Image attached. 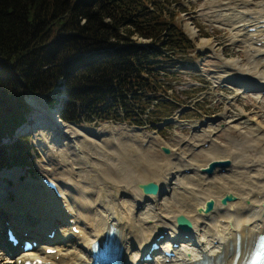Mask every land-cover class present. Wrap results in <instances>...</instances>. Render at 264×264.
I'll list each match as a JSON object with an SVG mask.
<instances>
[{
	"label": "bare ground",
	"instance_id": "6f19581e",
	"mask_svg": "<svg viewBox=\"0 0 264 264\" xmlns=\"http://www.w3.org/2000/svg\"><path fill=\"white\" fill-rule=\"evenodd\" d=\"M225 1L223 2L228 4L229 0ZM231 7L228 8L227 5H224V7L212 8V12L206 17L211 23L231 32L233 40L231 45L240 47L235 52L237 56L248 55V60L252 66L255 67L256 65L257 67L261 64L264 70V0H234ZM252 29L254 30L252 31ZM254 67L240 68L236 61L231 60L227 66H223L224 77L220 81L233 86L227 87L230 93L234 91V86L238 85L241 93H244L246 89H256L258 90L257 93L261 91L264 93V72L257 74L253 70ZM249 95L244 96L243 99L249 101ZM263 95L257 98L250 96L255 101L251 103L252 113L255 116L242 113L246 119L242 120L243 122H240L239 125L242 124L249 128L251 133L244 132L241 137L234 140L229 137H222L224 144L216 147L217 138L232 123L230 118L225 117L224 113L222 121L225 128L215 138L207 133L202 134L204 137H209V140L205 141L208 150H200L196 153L197 155L204 153L206 159L209 160L232 159L228 169L223 171L216 169L210 176L200 171L207 164L206 159L193 160V158L176 152V159H171L165 164V167L169 168L166 177L148 178L146 174L142 173L135 175L137 181L134 183V187L131 186L132 195H129L126 190V180L122 184L120 182L123 181L108 180V175L107 177L102 176L97 186L92 184L94 186L92 188L86 183L85 185L82 184L76 176V179L67 180L66 184L50 178L56 182V189L61 198L55 196L54 192L46 188L45 185L43 189H40L34 184L22 186L17 183L15 187L16 203H9L18 205V207H14V210L12 209V211H17H15V215L12 211H5L4 213L11 217L7 220L19 218L20 222L21 219H32L34 214L30 215L33 217L28 218L26 215L28 210H25V208L32 209L29 208V199L35 205L41 203L45 208L39 211H37L38 209L35 211L33 208L32 212L36 215L44 219L46 214H55L62 220L57 217L51 221L52 216L47 217V221L38 227L40 231L37 229L29 230L32 234L29 233L31 238L44 239L43 245L36 246L30 252H23L14 259H9L4 255L10 248L0 236V264H17L18 259L21 262L25 260L24 255L29 256L30 259H41L44 264H89L91 244L94 241L101 242L110 228L114 229L115 242L121 248L120 264H195L201 259L219 260L220 264H241L243 259L247 257L255 238L264 233V154L260 158H256L262 159L259 161L244 160L247 155L245 150L247 146L256 145L253 141L256 139L258 143L259 136H264L262 132L257 133L261 120L256 117H264ZM234 107L233 104L227 112H232ZM241 111L244 112V109ZM42 113L31 116L36 121L41 118L38 115ZM46 119H49L48 114ZM30 121L32 119L23 124L18 129V133L32 129L31 125L36 127L39 125L35 121L34 123ZM126 130L127 132L132 131V129ZM88 133L80 131L81 136L95 139L91 135L92 133ZM75 150L78 151L76 145ZM228 152L232 154L231 157H229ZM85 160L88 165L95 163L94 159H88V157ZM146 163L145 166H147ZM117 172L119 173V168ZM42 178L49 179L46 176ZM152 179L156 181L161 192L157 195H144L138 188V184L146 183ZM15 180L17 181V179ZM70 185L74 186V190L82 192L83 198L80 199V202L77 200L78 198H72L64 192V188ZM25 187L33 195L18 190ZM128 189L130 190L129 186ZM226 194H231L235 198L222 204L220 199ZM207 200L213 201L212 211L200 212L199 209L204 208V203ZM74 202L77 206H74ZM78 207L82 208L81 211L75 210ZM178 215L184 216L192 224L191 231L187 236L176 227L175 219ZM59 220L61 222L66 220L69 231L65 236V233L57 230L53 245H44L49 240L42 236L44 227L48 226L47 232L49 233L52 229L50 226ZM72 226L78 229V234L73 233ZM161 235L162 240L157 243L156 239ZM58 239L57 243L61 241V246H56ZM154 242L160 245L159 250L153 251V258L150 262L141 261ZM73 244H76L77 247H74ZM237 246L239 248L238 257L234 261ZM54 248H57L55 255H59L57 259H55V255L45 253L46 249ZM166 252H171L172 255L167 257Z\"/></svg>",
	"mask_w": 264,
	"mask_h": 264
},
{
	"label": "trees",
	"instance_id": "16d2710c",
	"mask_svg": "<svg viewBox=\"0 0 264 264\" xmlns=\"http://www.w3.org/2000/svg\"><path fill=\"white\" fill-rule=\"evenodd\" d=\"M170 6V0H0V167L31 157L28 137H13L31 111L26 97L57 104L65 123L153 126L170 117L169 106L180 99H165L172 72L162 64L182 65L194 49L176 23L180 11Z\"/></svg>",
	"mask_w": 264,
	"mask_h": 264
},
{
	"label": "rangeland",
	"instance_id": "374dc122",
	"mask_svg": "<svg viewBox=\"0 0 264 264\" xmlns=\"http://www.w3.org/2000/svg\"><path fill=\"white\" fill-rule=\"evenodd\" d=\"M223 1L226 2L225 0H170L171 6L169 8L172 9L174 7L180 11L176 23L180 30L191 39L194 49L181 58V61L184 62L182 65L171 68L169 67L170 63L162 64L165 70H170V72H172V74L165 76L164 83L168 86L165 99H172L173 94H177L179 95L180 100L178 101L181 105L176 107V104L171 103L169 107H173L175 113L168 118H172L173 122L158 131H155V128L130 125L128 122H105L99 124H73L63 122L55 125L54 121H57V118L53 109L49 106L50 102L40 96H30L26 98V102L29 104L31 111L26 115L24 124H26V120L28 121L29 119H32L30 122L34 123L35 119L33 120L31 115L44 113L38 115L41 118L35 121L39 123L37 127L31 125L33 127L32 129H26L23 133L18 135L28 137L31 146V158L29 161L20 168H10L11 165L0 167V217L5 215V211L8 210L11 212L12 209L14 210L18 207V205L9 204L12 202L16 203L15 187L17 183L22 186L34 184L35 187L43 189L41 184L43 176H47L58 182L61 181L63 184H66L68 182L67 180L76 179V177H78L82 184L85 185L86 183L92 188L97 186L102 176L107 177L108 175L110 178H108V180L117 182L123 181L120 182L122 184H124L126 180V190L129 195H132L133 190L131 189L135 186L134 183L137 181L135 175L142 173L146 174L148 178H153L155 176H160L162 178L166 177L169 168L165 167V164L171 159H176V152L193 158V160L206 159L204 153L201 155L196 154L200 150H208L205 141L209 140V137H204L203 135L207 133L212 138H215L221 130L225 128L222 121V115L224 113L226 115L225 117L230 118L232 123H230L229 127L217 138L216 147L224 144L222 137H229L231 140H234L241 137L244 132L251 133L249 128L244 127L242 124L239 125L240 122H243L242 120L246 119L242 113L255 116L252 113L253 110L251 105V103L255 101L251 99L250 96L257 98L261 97L264 93L263 91L257 93L256 91L258 90L256 89H247V91L241 93L239 85L234 86V91L230 93L226 87L233 86L221 82V79L224 77L222 72L224 71L223 66H227L228 62L231 60L236 61L240 68L254 67V65L252 66V64H250L248 55L242 54L237 56L235 54L240 47L231 45L233 41L231 32L226 29H221L220 26L211 23L206 17L212 12V8L224 7V5H227L228 8H232L231 5L234 0H229L228 4H225ZM261 66L260 64L257 68L255 65L253 70L257 72V74H261V72H264ZM248 94H250L248 96L249 101L243 99V97ZM262 99L264 100V98ZM233 104L235 107L232 108V112H227ZM241 109H244V112H242ZM178 112H180L179 115H177ZM47 114L49 119H46ZM256 117L261 120L257 133H264V117ZM126 129H132V131L127 132ZM193 129H195V131H193ZM81 130L86 134H89L88 132L92 133L91 135H93L95 139H90L84 135L81 136ZM263 137V135L259 136L258 143L256 139L253 141L256 145L251 147L247 146L245 149L247 155L244 157V160H262L256 158H260L261 155L264 154ZM75 145L79 152L75 150ZM160 146L168 147L171 153L169 155H164L160 151ZM193 148H196V150H193ZM228 155H230L229 157L232 156L230 152H228ZM87 157L88 159H94L95 163L92 164L93 166L86 163L85 159H87ZM206 160L207 164L210 161L228 160L230 162L229 166L232 161V159ZM158 162L161 164H159L160 166ZM145 163L148 167L145 166ZM229 166L227 167L229 168ZM111 167L113 168L110 169ZM227 167L225 169H228ZM118 168L119 173L117 172ZM126 168L128 169L126 170ZM217 170L220 169L217 168ZM45 171L47 174H45ZM15 179H17V181ZM95 180L97 181L95 182ZM148 182L156 183L153 179ZM92 184L95 185L93 186ZM70 186L64 188V192L69 194L72 198H78L77 200L80 202V199L82 200L83 198V194L81 195L82 192L76 191L73 188L74 186ZM18 190L30 193L27 187ZM77 192H79L80 195H78L79 193ZM30 194L33 195L32 193ZM29 200V208H34L35 211L36 209H38L37 211L45 209L41 203L35 205L31 199ZM75 204L74 202V206H77ZM26 209L28 210V214L26 213L28 218L33 217L30 215L34 214L32 219H21L20 222L19 218L13 219L19 224V228L21 229L27 227L28 230L37 229V231H40L38 227L41 226L40 224L47 221V217L52 216L51 221L59 217L55 214H46V218L43 219L32 212V209L25 208V210ZM81 209L82 208L78 207V209L75 210L81 211ZM15 211H12L13 215L16 214ZM60 219L62 220V218ZM55 223L56 224L50 227L56 228V231H62L66 236L69 231L66 220L62 222L59 220V222ZM47 227L46 225V227H44L45 230L42 232L43 238L47 237V230L49 229ZM41 240L43 241L44 239ZM57 241H59V239L56 240V246H61L62 242L60 241L57 243ZM51 245H53V243ZM73 246L77 247L76 244H73ZM55 250H57V248H55ZM55 253L52 255H55Z\"/></svg>",
	"mask_w": 264,
	"mask_h": 264
},
{
	"label": "water",
	"instance_id": "95a60500",
	"mask_svg": "<svg viewBox=\"0 0 264 264\" xmlns=\"http://www.w3.org/2000/svg\"><path fill=\"white\" fill-rule=\"evenodd\" d=\"M54 113H56V110H54ZM171 122L172 121L170 119H168V120L164 121L163 123H161L159 126H157V129H160L163 126L170 124ZM160 150L165 155L170 153V150L164 146H161ZM229 164H230V162L228 160L211 161L206 167L202 168L201 171L208 174V175H211L216 167L224 168V167H227ZM138 188L145 195H157L161 192L159 186L153 182H146V183L138 184ZM234 198L235 197L233 195L227 194L221 199V203L225 204L227 201L234 200ZM263 205H264V203H263ZM212 207H213V201L209 200L205 203L204 208L199 209V211L200 212L202 211L204 213H208L212 210ZM176 223H177L178 228L184 233H189L191 228H192L191 222L188 221L186 218H184L181 215L176 217Z\"/></svg>",
	"mask_w": 264,
	"mask_h": 264
}]
</instances>
